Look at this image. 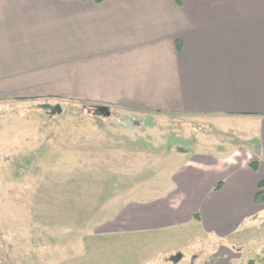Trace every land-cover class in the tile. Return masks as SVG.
<instances>
[{
    "label": "crops",
    "instance_id": "crops-1",
    "mask_svg": "<svg viewBox=\"0 0 264 264\" xmlns=\"http://www.w3.org/2000/svg\"><path fill=\"white\" fill-rule=\"evenodd\" d=\"M2 99L182 117L201 149L173 145L175 171H141L165 180L103 219L98 238L139 234L148 255L146 236L182 229L178 247L198 264H237L238 227L264 210V0H0ZM212 129L223 137L204 138ZM235 133L247 138L224 137ZM160 255L143 264H181Z\"/></svg>",
    "mask_w": 264,
    "mask_h": 264
},
{
    "label": "rangeland",
    "instance_id": "rangeland-1",
    "mask_svg": "<svg viewBox=\"0 0 264 264\" xmlns=\"http://www.w3.org/2000/svg\"><path fill=\"white\" fill-rule=\"evenodd\" d=\"M57 106L60 112L52 113ZM181 118L71 100H0V264H143L152 262V253L198 264L178 247L182 229L164 228L157 241L146 236L153 246L148 255L141 253L139 234L105 241L97 235L104 228L99 223L125 200H139L144 188L155 195L165 180L149 173L138 181L141 171L173 172L171 146L194 148L187 139L194 130L181 128ZM209 134L204 138L223 137L213 129ZM193 231L199 234L198 227ZM237 233L242 257L236 263L264 264V210L245 216ZM192 244L199 247L198 239Z\"/></svg>",
    "mask_w": 264,
    "mask_h": 264
},
{
    "label": "trees",
    "instance_id": "trees-1",
    "mask_svg": "<svg viewBox=\"0 0 264 264\" xmlns=\"http://www.w3.org/2000/svg\"><path fill=\"white\" fill-rule=\"evenodd\" d=\"M94 1H97V2H100L102 0H94ZM259 191L257 192V197L261 198V197H264V194H263V188H264V180H262L260 183H259Z\"/></svg>",
    "mask_w": 264,
    "mask_h": 264
},
{
    "label": "water",
    "instance_id": "water-1",
    "mask_svg": "<svg viewBox=\"0 0 264 264\" xmlns=\"http://www.w3.org/2000/svg\"><path fill=\"white\" fill-rule=\"evenodd\" d=\"M98 109L101 112H105V114H109L108 109H106L104 107H99ZM55 111L56 112H60V107L59 106L55 107V109L52 110V113L55 112Z\"/></svg>",
    "mask_w": 264,
    "mask_h": 264
}]
</instances>
